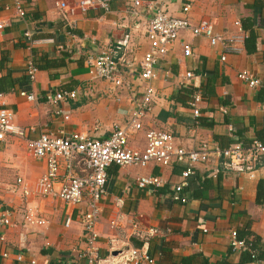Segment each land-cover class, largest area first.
<instances>
[{"label":"crops","instance_id":"obj_1","mask_svg":"<svg viewBox=\"0 0 264 264\" xmlns=\"http://www.w3.org/2000/svg\"><path fill=\"white\" fill-rule=\"evenodd\" d=\"M104 1L110 12L81 11L75 0H23L21 20L13 0H0V21L6 24L0 31V91L15 125L30 131L29 139L83 132L105 140L114 125L125 126L130 102L138 96V65L149 44L146 23L159 8L181 17L188 0H140L143 6L135 19L128 14L134 0ZM57 4L73 8L71 26L60 18ZM148 4L154 6L152 13L145 8ZM188 17L193 24L210 22L214 34L226 39L238 35L236 22L251 24L255 51L246 52L242 43L240 53L227 54L221 45L211 46L206 38L182 33L155 67L151 111L143 130L131 135L130 145L143 149L148 130L168 132L177 146L193 150L201 143L219 149L237 143L246 146L254 139L264 144V87L252 90L237 78L248 72L264 80V0H199ZM26 31L32 35L29 43L23 37ZM182 45H189V55ZM103 52H110L120 64H132L125 71L133 90L116 89L95 77L87 61ZM29 58L45 66L33 82L26 74ZM187 72L194 75L190 80L185 79ZM60 91H77L78 98L57 106L50 103L48 97ZM22 92L35 100H27ZM197 93L201 115L196 123L191 104ZM58 109L62 115H55ZM184 168L175 163L107 168L96 227L100 256L144 246L156 264H180L187 257L193 258V264H239L242 252L230 248L231 232L236 231L256 241L257 260L264 264V160L236 169L212 155L194 167L182 193L187 201L180 203L172 199L171 188L180 182ZM45 169L43 161L27 152L25 140L0 142V215L11 211L13 224L0 227V264H87L81 256L85 241L80 215L85 205L42 197L38 181ZM143 175L160 176L163 187L137 189L134 181ZM19 178L28 185L27 198L9 191ZM26 208L46 224L26 226ZM150 230L156 234L150 236Z\"/></svg>","mask_w":264,"mask_h":264},{"label":"built area","instance_id":"obj_2","mask_svg":"<svg viewBox=\"0 0 264 264\" xmlns=\"http://www.w3.org/2000/svg\"><path fill=\"white\" fill-rule=\"evenodd\" d=\"M199 0H188L181 8V17H174L166 10L159 8L153 11V5H146L148 12L152 13L151 18L145 25V34L149 41L148 48L140 61L139 80L140 86L136 88L138 96L131 100L128 121L125 126L114 125L109 138L97 140L86 133L74 132L68 136H51L40 134L36 139H29L28 132L14 123L12 111L4 106V94L0 92V142H6L9 138L25 140L27 152L38 161L45 164V172L38 181L39 193L44 198L61 200L72 205H85V211L80 215V223L84 231L85 249L82 258L87 264H156L146 247H130L126 250H117L115 255L101 257L98 246L97 224L100 216V201L105 194L107 184V168L111 165L118 167H141L144 168L150 163L166 167L171 164L184 165L181 172V180L171 190V197L174 201L186 203L182 196L184 188L188 187L189 177L197 164H204L213 155L225 160L231 168L241 169L252 167L260 160H264V144L254 139L248 145L233 144L225 149L209 146L201 143L196 149H185L175 144L172 134L165 131L148 130L145 133V146L143 149L133 148L129 139L132 134L143 130V122L151 111V104L155 97V90L151 82L156 78L155 67L167 54L170 47L178 40L180 35L188 32L195 37L206 38L211 46L221 45L225 53L238 54L242 51L241 44L247 37L240 22H236L238 35L226 39L214 34L212 25L208 21L201 20L193 24L188 13L194 2ZM23 0H13V8L18 19H23L25 10L22 6ZM75 6L81 11L90 8H102L110 12V6L104 0H75ZM142 1L134 0L129 16L135 19L139 16L142 8ZM60 18L68 25H72L70 16L73 15V8L64 4H57ZM6 24L0 21V31ZM27 43L31 42L32 35L29 31L23 34ZM186 55L190 54L189 45H182ZM62 49V48H61ZM225 61V56L221 57ZM88 64L93 68L97 79L111 83L114 88L120 90H133L130 80L126 76L125 68H131L132 64L117 62L110 52H103L95 57L88 58ZM27 77L30 82L35 81L38 72L35 62L29 58L26 63ZM192 72L185 74V79L193 77ZM237 78L255 90L264 87V80L253 77L248 72H240ZM29 101H34V95L25 92L20 93ZM77 91H60L50 95L48 101L54 105L65 103L68 100H76ZM118 101V99H117ZM200 102V95L193 96L191 111L193 117L198 119L200 111L197 107ZM225 113V109H222ZM61 110H56L55 115H62ZM67 118V117H65ZM197 123V120H196ZM229 130L232 127L229 126ZM134 185L137 189L158 190L164 185L160 176L143 175L135 179ZM12 193L20 192L27 198L30 195L28 185L22 179H17L10 187ZM11 211H5L0 215V227H9L13 224L9 220ZM24 224L31 226H44L46 221L39 218L31 209L26 208L23 215ZM70 224L66 220L65 226ZM114 221L111 226H115ZM155 230H150L149 235L154 236ZM24 243L22 238L21 244ZM232 251H246L250 253L251 264H259L257 250L252 247L250 241L238 238L236 231L231 232ZM113 249V246L112 248ZM6 257V254H3ZM20 259V257H19Z\"/></svg>","mask_w":264,"mask_h":264},{"label":"trees","instance_id":"obj_3","mask_svg":"<svg viewBox=\"0 0 264 264\" xmlns=\"http://www.w3.org/2000/svg\"><path fill=\"white\" fill-rule=\"evenodd\" d=\"M242 29L246 32L249 33V35L246 37V39L244 40V47H245V50L246 52L248 53H253L255 51V41H256V37H255V34L253 33V30H252V25L251 24H245V23H242ZM35 66L37 67V69H42L44 68L43 66H37V64L35 63ZM1 92V91H0ZM238 238L239 239H245L246 241H249L246 237H241L238 235ZM250 243L252 244V247L254 249H256V241L255 240H252L250 241ZM252 262V259H251V256H250V253L246 252V251H243L242 252V260L239 264H246V263H251ZM180 264H193V258L192 257H187V258H184L182 259L181 263ZM201 264H208L206 261L205 262H202ZM217 264H229L227 262H221V263H217Z\"/></svg>","mask_w":264,"mask_h":264},{"label":"water","instance_id":"obj_4","mask_svg":"<svg viewBox=\"0 0 264 264\" xmlns=\"http://www.w3.org/2000/svg\"><path fill=\"white\" fill-rule=\"evenodd\" d=\"M115 254V253H114Z\"/></svg>","mask_w":264,"mask_h":264}]
</instances>
